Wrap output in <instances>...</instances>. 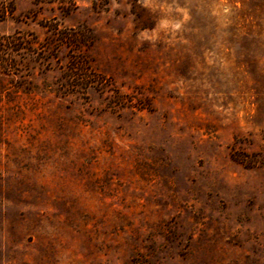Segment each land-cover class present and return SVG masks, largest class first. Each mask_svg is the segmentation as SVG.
I'll list each match as a JSON object with an SVG mask.
<instances>
[{
    "label": "rangeland",
    "instance_id": "obj_1",
    "mask_svg": "<svg viewBox=\"0 0 264 264\" xmlns=\"http://www.w3.org/2000/svg\"><path fill=\"white\" fill-rule=\"evenodd\" d=\"M0 9V264H264V0Z\"/></svg>",
    "mask_w": 264,
    "mask_h": 264
},
{
    "label": "trees",
    "instance_id": "obj_2",
    "mask_svg": "<svg viewBox=\"0 0 264 264\" xmlns=\"http://www.w3.org/2000/svg\"><path fill=\"white\" fill-rule=\"evenodd\" d=\"M4 16H5V9H0V20H2L4 18ZM10 43H11V41H6L5 38H2L0 40V48H1V46L3 47V46L10 44Z\"/></svg>",
    "mask_w": 264,
    "mask_h": 264
}]
</instances>
